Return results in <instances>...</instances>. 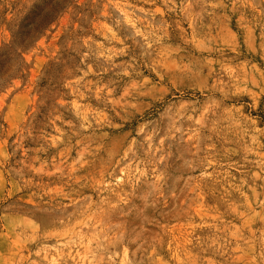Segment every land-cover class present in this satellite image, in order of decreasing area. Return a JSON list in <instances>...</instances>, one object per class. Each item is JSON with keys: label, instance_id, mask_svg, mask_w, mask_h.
<instances>
[{"label": "rangeland", "instance_id": "rangeland-1", "mask_svg": "<svg viewBox=\"0 0 264 264\" xmlns=\"http://www.w3.org/2000/svg\"><path fill=\"white\" fill-rule=\"evenodd\" d=\"M0 264H264V0H0Z\"/></svg>", "mask_w": 264, "mask_h": 264}]
</instances>
